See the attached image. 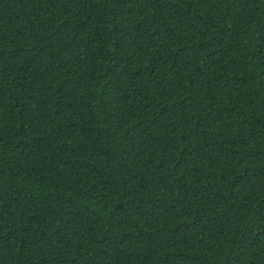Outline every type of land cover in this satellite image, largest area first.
Wrapping results in <instances>:
<instances>
[{
    "label": "trees",
    "instance_id": "16d2710c",
    "mask_svg": "<svg viewBox=\"0 0 264 264\" xmlns=\"http://www.w3.org/2000/svg\"><path fill=\"white\" fill-rule=\"evenodd\" d=\"M0 264H264V0H0Z\"/></svg>",
    "mask_w": 264,
    "mask_h": 264
}]
</instances>
